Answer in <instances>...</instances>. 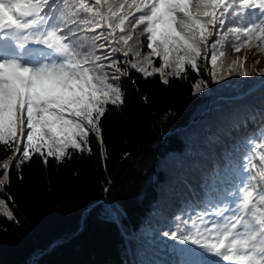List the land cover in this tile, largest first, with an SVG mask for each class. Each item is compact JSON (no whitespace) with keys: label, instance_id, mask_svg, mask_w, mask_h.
<instances>
[{"label":"trees","instance_id":"obj_1","mask_svg":"<svg viewBox=\"0 0 264 264\" xmlns=\"http://www.w3.org/2000/svg\"><path fill=\"white\" fill-rule=\"evenodd\" d=\"M142 28L122 61L150 53ZM233 43L218 47V63L226 71L247 57L248 76L213 79L201 60L164 85L158 73L145 78L122 63L129 74L110 82L125 102L100 119L102 147L90 133V153L70 149V159L48 164L34 155L19 168L13 161L2 195L14 218L0 216V264H223L172 233L191 235V221L233 198L264 132V52L235 53ZM12 155L0 143V165Z\"/></svg>","mask_w":264,"mask_h":264},{"label":"snow or ice","instance_id":"obj_2","mask_svg":"<svg viewBox=\"0 0 264 264\" xmlns=\"http://www.w3.org/2000/svg\"><path fill=\"white\" fill-rule=\"evenodd\" d=\"M141 26L150 53L142 62L122 61L118 54L128 57ZM230 36L235 53L264 52V0H0V143L13 152L0 165V189L13 161L19 168L34 155L48 164L49 157L70 159L69 149L90 153V133L103 146L100 119L108 105L125 102L110 82L129 74L122 63L145 78L158 73L164 85L186 66L199 70L201 60L213 79L248 76L247 57L226 71L218 63L225 56L218 47ZM153 57L160 67H152ZM194 87L200 91L201 83ZM245 159L248 175L233 198L191 221V235L173 232V239L223 264H264V132ZM6 208L0 199V211ZM3 215L14 218L11 210Z\"/></svg>","mask_w":264,"mask_h":264},{"label":"rangeland","instance_id":"obj_3","mask_svg":"<svg viewBox=\"0 0 264 264\" xmlns=\"http://www.w3.org/2000/svg\"><path fill=\"white\" fill-rule=\"evenodd\" d=\"M144 51H145V49H144ZM144 51H143V50H140V49H139V51H137V52L140 53V56L138 57L139 60L134 61V62H142V61H144V58H145L146 56H148V54H149V53L144 52ZM156 58H157V57H153V58H152V60H153L152 67H157V66L155 65V64H156ZM143 66H146V65H143ZM110 81H112V80H110ZM85 147H86V145H85ZM69 150H70V149H69ZM7 161H8V160H7ZM7 161H5V162H7ZM1 165H2V164H1ZM9 171H10V169H9ZM9 171H8V173H9ZM2 176H3V169H2V167H0V179L3 178ZM5 182H6V181H5ZM2 192H3V188L0 189V199H3V200L5 201V203H6V205H7V208H6V209H3V211L11 210L12 213H13L12 207L7 203V200H6V198L2 195ZM3 211H0V216L3 215ZM215 212H216V210H215Z\"/></svg>","mask_w":264,"mask_h":264}]
</instances>
